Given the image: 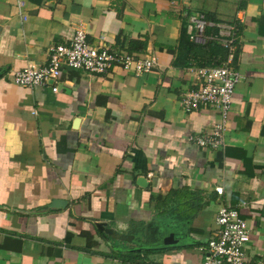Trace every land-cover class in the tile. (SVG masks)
I'll return each mask as SVG.
<instances>
[{
	"label": "crops",
	"instance_id": "obj_1",
	"mask_svg": "<svg viewBox=\"0 0 264 264\" xmlns=\"http://www.w3.org/2000/svg\"><path fill=\"white\" fill-rule=\"evenodd\" d=\"M200 16L242 75L217 149L189 136L218 111L181 103L195 67L177 48ZM78 27L157 64L13 82ZM222 205L248 223L246 264H264V0H0V264H202Z\"/></svg>",
	"mask_w": 264,
	"mask_h": 264
},
{
	"label": "built area",
	"instance_id": "obj_2",
	"mask_svg": "<svg viewBox=\"0 0 264 264\" xmlns=\"http://www.w3.org/2000/svg\"><path fill=\"white\" fill-rule=\"evenodd\" d=\"M192 22L190 38L203 43L206 24L204 18L200 16L192 19ZM86 34L83 27L76 28L68 43L56 44L50 48L45 64L38 66L28 63L13 74V82L29 88L48 83L51 84L52 91H57V81L63 67L97 75L104 74L116 66L140 73L151 70L157 64L154 56L142 57L130 52L113 51L105 46H92L88 43ZM223 45L229 50L228 59L220 65L193 68L194 87L188 90L181 100L186 112H191L201 105H210L219 113V118L212 123L209 135L189 136V140L199 147L217 149L224 146L232 95L242 77L241 73L230 65L233 39L224 40ZM215 190L222 193L223 189L217 186ZM215 222L217 228L204 246L205 258L202 264H246L244 249L250 240V231L241 208L222 205L217 211Z\"/></svg>",
	"mask_w": 264,
	"mask_h": 264
},
{
	"label": "trees",
	"instance_id": "obj_3",
	"mask_svg": "<svg viewBox=\"0 0 264 264\" xmlns=\"http://www.w3.org/2000/svg\"><path fill=\"white\" fill-rule=\"evenodd\" d=\"M210 32L214 34L216 31L210 26H205L203 30L205 41L203 43H197L190 39V34H186L185 28L182 29V34L180 36V42L177 49L180 52V58L183 56L185 61L184 63L187 64L186 67L220 65L224 61L226 49L222 47L217 41L208 37ZM129 52L132 51L129 50Z\"/></svg>",
	"mask_w": 264,
	"mask_h": 264
},
{
	"label": "water",
	"instance_id": "obj_4",
	"mask_svg": "<svg viewBox=\"0 0 264 264\" xmlns=\"http://www.w3.org/2000/svg\"><path fill=\"white\" fill-rule=\"evenodd\" d=\"M142 180H143V178H139V179H138V182H139L140 184H142V185H145V183H144Z\"/></svg>",
	"mask_w": 264,
	"mask_h": 264
}]
</instances>
